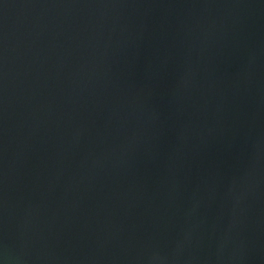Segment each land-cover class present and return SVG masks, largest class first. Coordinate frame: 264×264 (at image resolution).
Returning a JSON list of instances; mask_svg holds the SVG:
<instances>
[{
	"label": "water",
	"instance_id": "95a60500",
	"mask_svg": "<svg viewBox=\"0 0 264 264\" xmlns=\"http://www.w3.org/2000/svg\"><path fill=\"white\" fill-rule=\"evenodd\" d=\"M0 264H264V0H0Z\"/></svg>",
	"mask_w": 264,
	"mask_h": 264
}]
</instances>
